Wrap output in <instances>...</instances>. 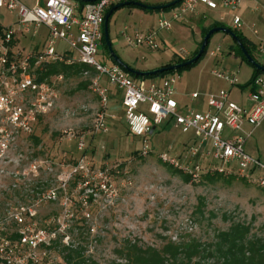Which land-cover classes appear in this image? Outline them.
I'll return each mask as SVG.
<instances>
[{"label": "rangeland", "instance_id": "obj_1", "mask_svg": "<svg viewBox=\"0 0 264 264\" xmlns=\"http://www.w3.org/2000/svg\"><path fill=\"white\" fill-rule=\"evenodd\" d=\"M137 1L155 6L173 0ZM22 2L27 7L34 5V0ZM172 11H144L135 7L116 10L108 22L109 40L114 53L132 68L155 70L174 63L177 58H189L202 41V26L213 22L225 27L230 24L227 11L199 8L200 14L183 22L178 21L170 31L160 33L159 50L133 48L122 39L125 27L128 33L155 28L158 18H169ZM1 17L5 25H12L16 19L15 16ZM242 21L241 33L245 38L254 45L264 42V13L245 12ZM253 27L258 35L252 33ZM29 29L28 33L23 34L20 30L14 35V51L24 57L40 52V48L35 46L45 44L49 37L44 25ZM231 46L233 40L228 35L216 33L211 37L204 56L194 66L165 76H174L179 94L189 96L194 91L229 90V86L216 79L211 72L216 69L233 71L230 68H234L237 84L233 86L230 97L237 104H242L244 97L241 96L240 87L252 79L254 69L235 52L232 55ZM217 47L220 49L217 56L210 57L209 52ZM55 48L57 52H62L67 45L59 40ZM73 56L77 57L75 54ZM253 56L257 63L264 65L263 57L257 53H253ZM97 60L103 65H112L108 51L102 44ZM95 76L93 72L62 76V80L56 82V107L37 126L39 143L35 144L29 138L19 139L6 154L4 162H0V213L8 204L20 205L36 199L47 187L55 185L57 177L79 157L75 142L68 141L63 132L69 129L75 132L90 130L94 116L100 109V100L90 88ZM258 77L264 84V73ZM137 81L139 85L146 86L149 79ZM105 85L110 86L108 80ZM112 88L120 93V97L108 102V132L89 136L85 154L95 166L118 165L121 172L126 173L116 178L119 196L112 205L102 203L89 206L90 219L83 216L84 211L79 208L76 198L73 199V217L67 221L65 231L69 238L66 242L57 239L58 246L50 252L52 264H63L60 251L62 246L71 243L81 248L84 256L97 264H117V250L127 240L154 247H160L169 240L179 241L188 237L205 242L212 238L215 230H225L232 221L252 223L254 230H262L261 234H264V190L223 175L214 182L205 181V175L194 180L160 162L156 154L139 156L143 143L128 133L121 107L122 91ZM180 98L175 97L182 105L197 109L196 104H190L188 97ZM191 136L164 122L147 137V146L156 153L166 152L169 148L178 153L182 144L191 141ZM245 149L249 155L264 163V121L247 141ZM33 165L36 166L35 174L30 171ZM201 165L204 167V161ZM212 165L217 166V163L213 162ZM122 179L130 180L131 185H126ZM73 187L71 185L70 190ZM60 214L58 203L43 204L38 210V225L44 227L47 218L57 220Z\"/></svg>", "mask_w": 264, "mask_h": 264}, {"label": "built area", "instance_id": "obj_2", "mask_svg": "<svg viewBox=\"0 0 264 264\" xmlns=\"http://www.w3.org/2000/svg\"><path fill=\"white\" fill-rule=\"evenodd\" d=\"M128 1L131 0H98L84 5L83 12L79 14L77 5L70 0H34L32 7H27L21 0H0V9L16 13L21 33H28L31 26L41 25L49 31L44 48L24 57L13 50L16 32L12 27L3 26L0 16V162H4L6 154L19 139L35 135L39 121L56 107V82L62 80V75L38 81L35 73L38 68L54 63H78L93 69L96 76L91 80L90 88L100 100V109L88 132H75L72 129L63 132L68 141L75 142L80 155L57 177L56 184L50 185L36 199L25 204H8L0 213V264H52L50 252L53 243L58 238L64 242L69 238L65 231L67 221L73 217V199L76 198L86 219H90L89 206L102 203L112 205L117 200L119 190L116 178L126 173L123 174L118 165L95 166L85 154L89 136L108 132V97L99 85L101 77L107 78L111 86L122 91L121 102L128 133L143 143L139 156L156 154L160 162L194 180L216 173L243 180L264 190V163L245 150L247 141L264 121L262 80L256 77L248 87L246 106L230 100L226 90L205 95L194 93L192 100L203 97L206 102V109L198 111L191 107L179 108L174 99V76L143 88L118 65L101 64L97 56L102 44L105 14L110 7ZM243 1L251 2L255 11L264 12V0H181L169 18H158L155 28L132 33L124 28L122 39L133 48L159 50L160 33L170 31L178 21L183 22L200 14L199 8L227 11L230 24L226 28L241 32L243 23L239 6ZM251 30L258 35L254 27ZM59 40L66 43L71 55L57 52L55 45ZM255 46L257 55L264 58V42ZM219 51L218 47L211 50L210 57H216ZM211 73L229 86L237 84L235 72L216 69ZM164 122L171 123L182 134L191 133L198 144L187 147L181 155L171 148L161 153L151 150L147 146V137ZM206 143L209 150L205 153L202 147ZM204 158L208 163L203 167L201 160ZM213 162L217 166H213ZM35 170L36 166H31L30 171L35 174ZM122 180L126 185H131L130 180ZM71 185L74 186L73 190H70ZM47 203H58L61 214L57 220L47 218L44 227H40L38 210Z\"/></svg>", "mask_w": 264, "mask_h": 264}, {"label": "trees", "instance_id": "obj_3", "mask_svg": "<svg viewBox=\"0 0 264 264\" xmlns=\"http://www.w3.org/2000/svg\"><path fill=\"white\" fill-rule=\"evenodd\" d=\"M132 1L137 0H131L129 2ZM78 3L81 6L87 4L83 2ZM112 7L108 9L106 14ZM127 7H135L147 11L144 8H139L133 5ZM173 8H169L166 10H170ZM218 27L225 26L216 22L210 23L207 26H202V40L209 30ZM233 33L236 35L239 42L245 48L248 55H250L254 59L253 53H256V46L250 40L245 38L241 32L233 31ZM1 36L2 32L0 31V37ZM201 43L202 41L198 44V47L189 58H177L174 63L164 65L162 66V68H166L174 64H179L193 58L197 54ZM102 45L107 50L103 38V30ZM207 46L200 59L206 53ZM230 50L231 52H235V55H237L242 61L248 63L234 40L233 46L230 47ZM111 61L113 65H117L112 58ZM249 65L251 66V64ZM192 66L184 67L182 69L177 70L176 72L189 69ZM83 72H93V74L95 73L93 69L78 63H54L45 65L35 71L38 81H43L45 79L57 75H62L63 77H68L72 75L79 76ZM171 73L174 72H166L157 76L149 77H137L129 73L128 74L134 79H145L162 77ZM260 73L263 72L254 69L252 79L245 85L244 88L249 87L253 83V80L258 77ZM29 139H32L35 144L39 143V139L37 138L36 134L31 136ZM187 178L184 179L186 180ZM219 178H222V176L216 173L208 174L204 177L205 181L207 182H214ZM261 232L262 230L260 232L254 230L252 223H246L244 221H232L225 230H215L212 235V238L205 242H202L201 240L196 238L188 237L187 239L179 241L169 240L167 242H164L160 247H154L141 244L140 242L134 240H127L120 247V249L117 250L119 261L117 262V264H264V234H261ZM56 244H58V242H54L51 249L56 248V246H58ZM60 253L62 255L63 264H97L91 259L86 258L84 256V251H82V249L79 247H75L72 243L66 246H62Z\"/></svg>", "mask_w": 264, "mask_h": 264}, {"label": "water", "instance_id": "obj_4", "mask_svg": "<svg viewBox=\"0 0 264 264\" xmlns=\"http://www.w3.org/2000/svg\"><path fill=\"white\" fill-rule=\"evenodd\" d=\"M79 2H83V3H94L98 0H77ZM181 0H173L169 3L166 4H161V5H155V6H151V5H145L143 3L137 2V1H132V2H123V3H119L114 5L109 12L105 15L104 17V22H103V38H104V42L108 51V54L110 56V58H112L115 63L123 68L126 72H128L129 74L133 75V76H137V77H149V76H157L159 74H163L166 72H176L179 69H182L184 67H189L194 65L202 56V54L204 53V50L206 48V46L208 45V41L210 39V37L216 33H223L228 35L231 39H233L239 49L241 50L243 56L245 57L246 61L251 64V66H253L254 69L259 70L261 72L264 73V67L262 65H260L259 63H257L250 55H248L247 51L245 50V48L242 46V44L239 42L238 38L236 37V35L233 33L232 30H230L229 28H225V27H218V28H213L211 30L208 31V33L204 36L201 46L197 52V54L182 63L179 64H174L171 65L169 67L166 68H159V69H155V70H151V71H138V70H134L132 68H130L129 66H127L113 51L112 49V45L110 43L109 40V29H108V20L110 15L117 9L126 7V6H137L139 8H144L147 11H163L169 8H173L175 7L177 4L180 3Z\"/></svg>", "mask_w": 264, "mask_h": 264}, {"label": "crops", "instance_id": "obj_5", "mask_svg": "<svg viewBox=\"0 0 264 264\" xmlns=\"http://www.w3.org/2000/svg\"><path fill=\"white\" fill-rule=\"evenodd\" d=\"M22 1V0H21ZM73 4H75V5H77V11H78V13L79 14H81L82 12H83V7H84V5L83 6H81V5H79V1H75V0H70ZM23 3V2H22ZM24 4V3H23ZM88 4V3H87ZM86 5V4H85ZM127 7V6H126ZM118 10V9H117ZM116 11V10H115ZM114 11V12H115ZM113 12V13H114ZM245 12H248V13H250V14H254V13H264V12H260V11H255L254 10V6H253V4L251 3V2H248V1H243V2H241L240 3V6H239V15L241 16V19H242V15L245 13ZM113 13L110 15V16H112L113 15ZM0 16H17L16 15V13H10V12H8L7 10H2V9H0ZM110 18V17H109ZM1 19H2V24H3V26H5V27H12L14 30H15V34H17V32L18 31H20V28H19V26H18V24H17V20L15 19V22L12 24V25H5L4 24V20H3V18L1 17ZM242 23H243V21H242ZM125 28H127V27H125ZM65 43V42H64ZM35 47H39L40 48V51L44 48V44H41V45H38V46H35ZM13 50H14V45H13ZM59 53H61V54H65V55H71V53H69V51H68V49H66V50H63L62 52H59ZM112 65H113V63H112ZM167 65V64H166ZM162 67V66H161ZM157 68H159V67H157ZM134 70H138V71H149V70H154V69H151V68H145V69H138V68H133ZM230 70H233V71H231V72H235L234 71V68L232 69V68H230ZM236 74H237V72H235ZM167 76H162V77H156V78H145V79H149V81H148V83L146 84V86H142L143 88H148L152 83H160L163 79H165ZM103 78L105 79V81H106V83H107V78H105V77H101L100 78V81H99V85H100V87H101V89L102 90H104L105 91V93L107 94V97H108V102H110V101H113V100H116L118 97H120V93L117 91V90H115L114 88H112V86L110 85V86H107V85H105V81H103ZM136 80H138V79H136ZM223 82V81H222ZM225 83V82H224ZM226 84V83H225ZM176 85V84H175ZM226 85H228V84H226ZM229 86V85H228ZM245 86H242V87H240V93H241V96H242V98L244 97V103H242V104H239V105H244V106H246V105H248V100H247V94H248V87H246V88H244ZM114 89V90H113ZM234 88L232 87V86H229V90H226V91H228L229 92V98H230V100H231V97H230V95H231V92H232V90H233ZM175 90H176V94H175V96H174V99H175V97H188L189 98V102H190V104H196V106H197V109L196 110H198V111H204L205 109H206V102H205V99L203 98V97H201L199 100H192L191 99V95L192 94H194V93H199V94H202V95H205V94H209V93H215V92H217V91H219V90H225V89H222V88H220L219 90H217V91H206V90H204V91H202V92H197V91H194V92H192L189 96H185V95H181V94H179V92L177 91V89H176V87H175ZM181 99V98H180ZM176 100V99H175ZM180 101V100H179ZM179 101H177L176 100V102H177V104H178V106H179V108L180 109H183V108H188L187 107V105H182V103H180ZM233 101V100H232ZM108 102H107V108H108ZM235 102V101H234ZM121 107H122V102H121ZM122 110H123V108H122ZM106 115H107V109H106ZM245 128L246 129H248V126L247 125H245ZM156 130V129H155ZM177 130V129H176ZM189 134H191V133H189ZM192 135V134H191ZM190 142H188V143H184V144H182V148H181V150L180 151H178V153L177 152H175L176 154H178V155H181V154H183L184 153V151L186 150V148L187 147H190V146H192V145H195V144H198V142H197V140L194 138V136L192 135L191 137H190ZM247 144V143H246ZM172 149V148H171ZM202 149H203V151L206 153L208 150H209V145H208V143H206L203 147H202ZM173 150V149H172ZM246 150V149H245ZM202 161H204V165H206V163H208V160L207 159H202L201 160V162ZM207 161V162H206Z\"/></svg>", "mask_w": 264, "mask_h": 264}]
</instances>
